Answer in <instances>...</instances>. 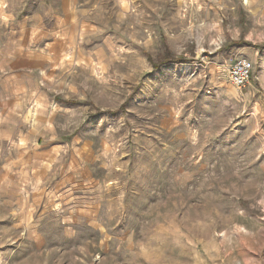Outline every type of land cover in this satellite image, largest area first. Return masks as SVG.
Returning <instances> with one entry per match:
<instances>
[{
    "label": "rangeland",
    "instance_id": "374dc122",
    "mask_svg": "<svg viewBox=\"0 0 264 264\" xmlns=\"http://www.w3.org/2000/svg\"><path fill=\"white\" fill-rule=\"evenodd\" d=\"M0 264H264V0H0Z\"/></svg>",
    "mask_w": 264,
    "mask_h": 264
},
{
    "label": "built area",
    "instance_id": "2783aa9c",
    "mask_svg": "<svg viewBox=\"0 0 264 264\" xmlns=\"http://www.w3.org/2000/svg\"><path fill=\"white\" fill-rule=\"evenodd\" d=\"M252 68L250 61L237 59L228 70L230 83L238 89L245 88L250 80Z\"/></svg>",
    "mask_w": 264,
    "mask_h": 264
},
{
    "label": "trees",
    "instance_id": "16d2710c",
    "mask_svg": "<svg viewBox=\"0 0 264 264\" xmlns=\"http://www.w3.org/2000/svg\"><path fill=\"white\" fill-rule=\"evenodd\" d=\"M165 63H168L167 58L164 59V60H163L162 62H160L159 64L162 65V64H165ZM158 66H159V65H158ZM158 66H157V68H158ZM155 67H156V65H155Z\"/></svg>",
    "mask_w": 264,
    "mask_h": 264
},
{
    "label": "bare ground",
    "instance_id": "6f19581e",
    "mask_svg": "<svg viewBox=\"0 0 264 264\" xmlns=\"http://www.w3.org/2000/svg\"><path fill=\"white\" fill-rule=\"evenodd\" d=\"M242 1H243L244 5H245V4H247V1H248V0H242Z\"/></svg>",
    "mask_w": 264,
    "mask_h": 264
}]
</instances>
